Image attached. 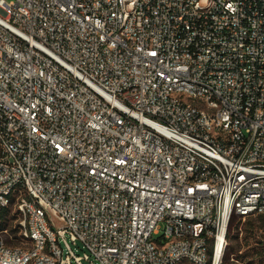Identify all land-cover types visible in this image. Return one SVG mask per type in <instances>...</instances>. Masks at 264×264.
<instances>
[{"label":"built area","instance_id":"obj_1","mask_svg":"<svg viewBox=\"0 0 264 264\" xmlns=\"http://www.w3.org/2000/svg\"><path fill=\"white\" fill-rule=\"evenodd\" d=\"M0 206V264H223L264 225V0H0Z\"/></svg>","mask_w":264,"mask_h":264},{"label":"rangeland","instance_id":"obj_2","mask_svg":"<svg viewBox=\"0 0 264 264\" xmlns=\"http://www.w3.org/2000/svg\"><path fill=\"white\" fill-rule=\"evenodd\" d=\"M9 209L7 232L0 231V238L16 243L12 240L18 234V216L13 208ZM227 243L223 264H264V225L259 218H235ZM71 245L74 249H82L80 244Z\"/></svg>","mask_w":264,"mask_h":264},{"label":"trees","instance_id":"obj_3","mask_svg":"<svg viewBox=\"0 0 264 264\" xmlns=\"http://www.w3.org/2000/svg\"><path fill=\"white\" fill-rule=\"evenodd\" d=\"M9 213H10V209L9 208H7V207H1L0 206V231H3V230H6L7 229V225H8V221H9V219H8ZM235 218L236 217H234V219ZM233 220H232V222L230 224L227 237L229 236L230 230L232 228ZM259 220H261V223L263 224V218L262 217H259Z\"/></svg>","mask_w":264,"mask_h":264}]
</instances>
